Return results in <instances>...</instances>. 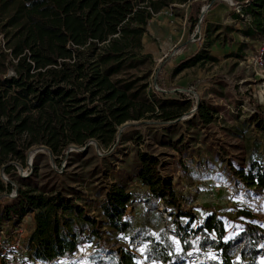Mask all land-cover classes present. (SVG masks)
I'll use <instances>...</instances> for the list:
<instances>
[{
    "label": "trees",
    "instance_id": "obj_1",
    "mask_svg": "<svg viewBox=\"0 0 264 264\" xmlns=\"http://www.w3.org/2000/svg\"><path fill=\"white\" fill-rule=\"evenodd\" d=\"M233 1L234 7L241 8L243 20L251 17L241 32L248 37L264 36V0ZM176 3L189 4L192 27H203L205 15L199 23L203 0H0V224L18 226L26 214L33 213L35 228L28 243L30 257L39 264H54L57 257L94 239L97 249L91 259L95 264H139L140 257L132 249H107L104 244V226L118 232L133 226L124 218L133 200L127 185L106 189L100 205L104 219H98L61 189L31 186L29 175L22 179L23 185L15 186L2 179L1 171L15 169V160L25 162L33 146L45 145L55 156L93 139L113 147L124 125L171 119L188 109L187 100L162 99L151 93L149 71L142 72L152 58L142 52L149 20L165 7L176 8ZM246 44L240 43L230 55L242 57ZM206 59L218 60L203 49L182 59L174 72ZM8 66L12 73H7ZM210 110L198 104L199 118L205 124L213 120ZM254 114L264 128L260 105ZM179 142L180 138L172 144ZM162 166L158 156L142 151L137 166L127 174L128 182L142 181L156 198L175 207L178 224L180 216H185L189 218L186 227L190 226L198 216L192 206H183ZM237 172L249 188L264 191V160H253L248 170ZM196 230L216 232L217 238L210 243L218 256L197 264H256L264 254V227L257 222L243 221L234 236L224 239V220L213 211ZM149 250L151 260L184 262L183 255L161 241H153Z\"/></svg>",
    "mask_w": 264,
    "mask_h": 264
},
{
    "label": "rangeland",
    "instance_id": "obj_2",
    "mask_svg": "<svg viewBox=\"0 0 264 264\" xmlns=\"http://www.w3.org/2000/svg\"><path fill=\"white\" fill-rule=\"evenodd\" d=\"M215 2H211L212 6ZM208 4L202 5V9ZM175 9L158 12L149 20L145 32L149 44L143 42L142 52L152 58L142 66V72L149 71L151 93L159 98L172 96L178 92L173 90L176 85L165 86L163 73L170 70L168 64L174 51L189 52L195 45H201V51L216 53L218 60L200 61L193 71L199 77L185 80L187 83L182 85L188 109L171 119L150 118L144 125H124L113 147H105L93 139L85 146L72 145L66 155L55 156L45 145L33 146L28 149L25 162L15 160V169L9 173L1 171L2 179L15 186L23 185L22 179L29 175L31 186L61 189L90 212L100 205L106 189L120 183L127 185L133 200L125 219L131 220L133 226L111 238L105 230L104 244L107 249H116L118 245L132 249L140 257L139 264H164L149 257L153 241H161L174 253L183 255L182 264L216 260L217 252L210 243L217 238L216 232L196 230L213 211L224 220V239L234 236L243 221H254L264 227V191L249 188L237 172L240 168L248 170L253 160H264V128L254 114L256 105L264 111V65H260L264 36L228 34L226 30L219 32L222 36L214 31L206 36L205 20L201 29L192 27L189 6ZM0 42L3 43V35ZM242 42L247 43L243 56H231ZM150 45L157 47L151 49ZM12 72L8 66L7 73ZM202 103L213 111V120L207 124L198 115V104ZM178 138L180 142L175 146L172 143ZM142 151L160 156L166 165L162 172L172 178L183 206H194L198 218L190 226L186 227L189 218L185 216H180V226L175 221V207L156 198L142 184H136L137 179L128 182L127 174L137 166ZM2 205L0 201V209ZM243 210L250 215L241 213ZM31 219L26 214L18 226L12 222L0 224V264H38L30 257ZM18 240L21 245L16 244ZM261 246L264 247V241ZM96 249L94 242L86 243L82 249L80 246L76 249L79 258L54 264H95L91 257ZM256 264H264V254L257 258Z\"/></svg>",
    "mask_w": 264,
    "mask_h": 264
},
{
    "label": "crops",
    "instance_id": "obj_3",
    "mask_svg": "<svg viewBox=\"0 0 264 264\" xmlns=\"http://www.w3.org/2000/svg\"><path fill=\"white\" fill-rule=\"evenodd\" d=\"M212 1L213 0H203V4L202 5H206L207 3H211ZM175 5H176V9L175 10H177V7H187V6H189V4H185V3H176ZM237 7H234L233 5H231L227 0H216V2L213 4L212 8L209 9V11H208V13L206 15V18H205V29L204 30L206 31V36H208L209 33H211L212 31H214V33H216V34H219V32H224V30H226L228 34L229 33L232 34V33H236V32L237 33H242L241 29L245 28L249 24V21H251V17L250 16H246L245 19L243 20L242 17H241L240 12H238ZM167 10H168V8L165 7L161 11H159V13L166 12ZM217 25L220 26V28L215 30ZM206 26H208V27L206 28ZM222 35H223V33L219 34V36H222ZM143 42H144V44H149L148 39L147 38L145 39V34L143 36ZM148 47H150L151 49H154V48L157 47V45H150ZM201 48H202L201 45L200 46L195 45V47L192 48L191 51H189V52H187L186 50H182V51L178 50L177 52L174 51L172 53L173 57L171 58V61H170L171 65L168 64V66H170L169 67L170 70H168V72H167V70H165L166 73L164 72L163 75H165V83H166L165 86L176 85L173 88V90L174 91H178V92H175L174 94H172V96L164 95L163 97H161L162 99H164V98H175V99H178V100H184V98L182 97L184 91L181 93V91L184 90V87L182 85H185L184 83H187V82H185V80H195V79H197V77H199V75H198V73L193 72L194 70H196L195 66L184 68L183 70H181L180 72H177V73L174 72V68L179 64V62L182 59H184V58H186V57H188V56L200 51ZM152 51H149V52H152ZM210 53H212V55H214V56L216 55V53H214V52H210ZM198 70H200V68H198ZM187 72L190 73V75H186ZM137 125H139V124H137ZM137 125H132V126H137ZM158 157L160 158V156H158ZM160 160H161V162L163 164L162 168L164 169L166 167V165L163 163L164 161L161 158H160ZM136 184H140V185L142 184L143 187H146V188L150 189L149 186L145 185L140 180H138ZM174 188H175V186H174ZM175 190H176V193H177V189L176 188H175ZM103 198H105V195H104ZM100 205H101V203H100ZM100 205L96 207V209H95L96 211L92 210L91 212H97V215H95V217H97L98 219H104V216H103L102 209H101ZM193 208H194V206H193ZM88 212L91 214L90 211H88ZM30 215H31V218H32L31 219L32 220L31 231H33L34 228H35V218H34L33 213H31ZM124 218H127L126 215L124 216ZM104 228H107V229H104ZM103 229H104V231L107 230L106 234H109L110 238L114 234L120 235L121 233H124V232H118L116 230H113L109 226H104ZM95 241L96 240L94 239L93 241H88V242L82 243L80 245V249H82V246H85L86 243H92V242L95 243ZM105 242H106V239H105L104 243ZM119 246H121V245H118V247Z\"/></svg>",
    "mask_w": 264,
    "mask_h": 264
},
{
    "label": "built area",
    "instance_id": "obj_4",
    "mask_svg": "<svg viewBox=\"0 0 264 264\" xmlns=\"http://www.w3.org/2000/svg\"><path fill=\"white\" fill-rule=\"evenodd\" d=\"M231 5H234V1L233 0H227ZM212 5V3H209L206 7H204L202 10L204 11V13H205V11L206 10H208L209 8H210V6ZM237 9H238V12H240L242 15H244L243 13H242V10H241V8L240 7H237ZM200 22H201V19H200ZM263 57H264V47L262 48V50H261V56H260V65H264V59H263ZM121 131V130H120ZM12 196H15L16 194L15 193H12L11 194ZM21 232H22V230H21ZM17 245H21V243H20V240H18L17 241V243H16ZM80 257V253H79V251H74V252H71V253H67L66 255H64V256H60V257H57V259H56V261H58V260H63V259H66V260H73V259H75V258H79ZM38 262V264L39 263H41V261H37Z\"/></svg>",
    "mask_w": 264,
    "mask_h": 264
},
{
    "label": "water",
    "instance_id": "obj_5",
    "mask_svg": "<svg viewBox=\"0 0 264 264\" xmlns=\"http://www.w3.org/2000/svg\"><path fill=\"white\" fill-rule=\"evenodd\" d=\"M204 16V11L202 10V15H201V18Z\"/></svg>",
    "mask_w": 264,
    "mask_h": 264
}]
</instances>
